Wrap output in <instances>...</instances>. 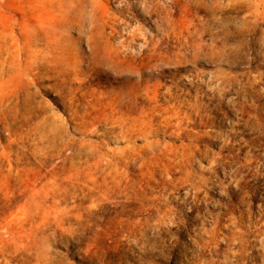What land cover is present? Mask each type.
<instances>
[{"label": "rangeland", "instance_id": "1", "mask_svg": "<svg viewBox=\"0 0 264 264\" xmlns=\"http://www.w3.org/2000/svg\"><path fill=\"white\" fill-rule=\"evenodd\" d=\"M0 264H264V0H0Z\"/></svg>", "mask_w": 264, "mask_h": 264}]
</instances>
